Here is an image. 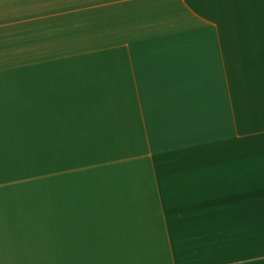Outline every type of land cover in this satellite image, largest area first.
Wrapping results in <instances>:
<instances>
[{"label":"crops","instance_id":"1","mask_svg":"<svg viewBox=\"0 0 264 264\" xmlns=\"http://www.w3.org/2000/svg\"><path fill=\"white\" fill-rule=\"evenodd\" d=\"M0 264H264V0H0Z\"/></svg>","mask_w":264,"mask_h":264}]
</instances>
